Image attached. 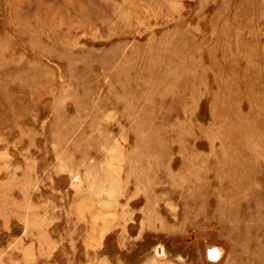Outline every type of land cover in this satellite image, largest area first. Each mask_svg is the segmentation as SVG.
Returning a JSON list of instances; mask_svg holds the SVG:
<instances>
[{"label":"rangeland","instance_id":"obj_1","mask_svg":"<svg viewBox=\"0 0 264 264\" xmlns=\"http://www.w3.org/2000/svg\"><path fill=\"white\" fill-rule=\"evenodd\" d=\"M0 264H264V0H0Z\"/></svg>","mask_w":264,"mask_h":264},{"label":"bare ground","instance_id":"obj_2","mask_svg":"<svg viewBox=\"0 0 264 264\" xmlns=\"http://www.w3.org/2000/svg\"><path fill=\"white\" fill-rule=\"evenodd\" d=\"M101 1V0H100ZM123 1V0H122ZM125 3V2H124ZM80 8V7H79ZM149 9V8H148ZM153 12H154V10H153ZM157 15V14H156ZM95 16V15H94ZM142 16V15H141ZM102 21V20H101ZM78 25V24H77ZM128 27H130V26H128ZM127 28V27H126ZM78 30V29H77ZM58 36V35H57ZM118 37H119V35H118Z\"/></svg>","mask_w":264,"mask_h":264}]
</instances>
